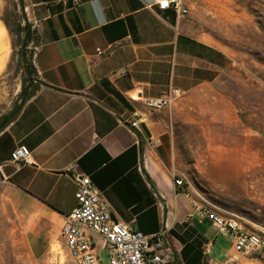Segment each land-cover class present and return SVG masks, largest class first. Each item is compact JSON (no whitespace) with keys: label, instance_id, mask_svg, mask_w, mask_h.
Here are the masks:
<instances>
[{"label":"crops","instance_id":"obj_1","mask_svg":"<svg viewBox=\"0 0 264 264\" xmlns=\"http://www.w3.org/2000/svg\"><path fill=\"white\" fill-rule=\"evenodd\" d=\"M22 1L35 34V93L0 132V164L31 257L45 259L57 243L64 248L61 231L78 206L77 172H70L77 164L115 221L145 235L167 231L174 264H264V255L255 261L233 246L220 251L216 229L196 213L203 205L174 186V119L131 99L210 88L231 68L230 53L185 31L186 15L150 8L153 0ZM15 55L13 28L0 14V91ZM134 111L150 136L131 128ZM19 145L29 148L31 163L15 167L9 160ZM214 251L221 260L209 257Z\"/></svg>","mask_w":264,"mask_h":264},{"label":"rangeland","instance_id":"obj_2","mask_svg":"<svg viewBox=\"0 0 264 264\" xmlns=\"http://www.w3.org/2000/svg\"><path fill=\"white\" fill-rule=\"evenodd\" d=\"M22 2L0 0L16 46L8 83L0 91V121L22 103V85L30 92L34 84L29 41L35 34ZM186 5L182 28L222 47L233 64L214 86L177 97L166 108L174 119L172 174L184 180L191 199L264 237V0H187ZM5 188L0 176V264L63 262L58 243L45 259L31 257ZM217 243L223 253L232 247L222 236ZM100 253L107 264L106 251ZM209 257L221 260L216 251Z\"/></svg>","mask_w":264,"mask_h":264},{"label":"built area","instance_id":"obj_3","mask_svg":"<svg viewBox=\"0 0 264 264\" xmlns=\"http://www.w3.org/2000/svg\"><path fill=\"white\" fill-rule=\"evenodd\" d=\"M187 0H153L150 6L158 10L175 9L182 15L188 14ZM80 0H75L74 5L79 6ZM102 50L97 55L101 56ZM122 69L114 76L126 74ZM133 101H142L151 112H158L173 105L172 96L166 98H131ZM142 115L133 112L134 120L130 126L135 131L144 134L142 128ZM31 151L26 145H19L12 152L9 163L20 167L31 163ZM4 164H0V176L4 183L8 178L4 175ZM76 171L75 181L78 186L76 198L78 206L66 217L61 231L64 244L65 259L59 264H103L101 251H106L107 264H174L176 254L171 244L165 240L167 231L159 234L145 235L144 233L121 224L113 219L112 210L102 191L97 188L91 178L79 171L75 164L70 172ZM174 186L189 196L186 183L180 177L173 175ZM196 213L209 220L219 236L231 240L232 246L243 257L264 255L263 234L251 233L244 226L233 224V218L216 213L214 209L203 205L196 207ZM100 247V249H98Z\"/></svg>","mask_w":264,"mask_h":264},{"label":"trees","instance_id":"obj_4","mask_svg":"<svg viewBox=\"0 0 264 264\" xmlns=\"http://www.w3.org/2000/svg\"><path fill=\"white\" fill-rule=\"evenodd\" d=\"M28 39V35L26 36V41ZM28 88L25 87L24 85H22V92H21V100L22 103L20 104V106L13 110L10 114H8L7 116H4V118L0 121V132L3 131L12 121H14L16 119V117L19 115L23 105L33 96V94L35 93V88L32 89L30 92H27Z\"/></svg>","mask_w":264,"mask_h":264},{"label":"bare ground","instance_id":"obj_5","mask_svg":"<svg viewBox=\"0 0 264 264\" xmlns=\"http://www.w3.org/2000/svg\"><path fill=\"white\" fill-rule=\"evenodd\" d=\"M215 211V210H214ZM216 213H220V212H218V211H215ZM221 214V213H220ZM226 218H233V217H229V216H225ZM233 224H237V225H242L241 223H240V221L239 220H237L236 218H233ZM263 240H264V237H263ZM57 248H58V246H56L55 248H54V250H57Z\"/></svg>","mask_w":264,"mask_h":264},{"label":"water","instance_id":"obj_6","mask_svg":"<svg viewBox=\"0 0 264 264\" xmlns=\"http://www.w3.org/2000/svg\"><path fill=\"white\" fill-rule=\"evenodd\" d=\"M27 93H28V91L26 92V94H27ZM142 128H143L144 133H145L147 136H150V133H149L147 127H146L145 125H142Z\"/></svg>","mask_w":264,"mask_h":264}]
</instances>
